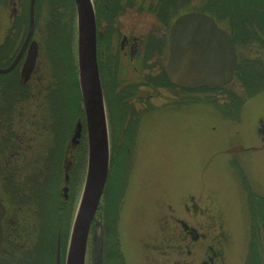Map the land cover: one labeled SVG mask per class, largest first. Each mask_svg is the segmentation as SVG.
<instances>
[{"label": "flooded vegetation", "instance_id": "1", "mask_svg": "<svg viewBox=\"0 0 264 264\" xmlns=\"http://www.w3.org/2000/svg\"><path fill=\"white\" fill-rule=\"evenodd\" d=\"M93 2L106 110H109L108 104L112 102V105L130 112L129 129L134 131L137 146L141 147L145 142V134L159 129L162 125L160 122L182 120L184 90L191 94L199 92L173 84L167 71L172 28L184 15L201 13L210 16L221 30L229 34L237 53L235 79L241 73L264 74V23L252 20L256 18L255 13L232 12L227 3L224 5L225 11L216 13V0ZM23 5L24 0H0V200L5 207L0 264H51V162L54 165L57 158L55 141L51 144L50 139L51 93L47 88L48 92H39V85L36 84L40 63V46L34 38L37 23L31 41L23 50L31 25V0L27 32L24 31ZM34 43L38 47L37 61L29 81L23 84V67ZM10 67L11 70L7 71ZM259 77L256 79V89L260 86L258 82L264 80V75ZM231 84L233 82L222 89L230 88ZM220 89H211L210 92L215 93ZM229 94L228 99L235 103L233 93ZM255 96L259 98H250L244 107L237 101L239 103L236 102L234 109H240V115L244 109V113L250 111L249 101L264 98V88L256 90ZM110 109L109 114L112 112L111 106ZM110 120L112 125L111 115ZM256 135L255 144L246 142V145H240L244 148L242 153L260 154L264 161V117L259 119ZM65 148L64 188L68 187L69 199L71 172L74 171L78 178L87 172L88 148L82 145L81 140L77 146L69 142ZM95 221L91 229H95ZM180 225L184 233L182 241L187 240L185 242H190V246L205 241L210 244L211 250L203 264L223 263L222 254L216 253L213 248L216 243L215 227H207L203 231V224L194 226L182 222ZM159 228L161 226L158 225ZM162 228L165 229V226ZM219 239L222 237H218L217 241ZM245 241L244 264H264V220H251V229ZM62 251L60 262L66 264L67 253L64 256ZM122 254L119 253L123 256L121 264H129L128 258L127 262ZM52 263L56 264V256Z\"/></svg>", "mask_w": 264, "mask_h": 264}, {"label": "rangeland", "instance_id": "2", "mask_svg": "<svg viewBox=\"0 0 264 264\" xmlns=\"http://www.w3.org/2000/svg\"><path fill=\"white\" fill-rule=\"evenodd\" d=\"M29 4L30 0H24L25 32L29 25ZM35 13L34 38L40 46L36 84L39 92H48L47 88L53 97L55 91L50 77V70L55 66L53 56L55 58L57 52L61 53L63 66L68 67L69 57H66L69 56V48L76 47L78 42L77 8L74 0H58L54 5L51 0H37ZM261 75L264 74L241 73L230 88H221L215 93L201 90L191 94L184 90L182 120L160 122L162 125L158 130L145 134L141 147L135 145L134 131L129 129L130 112L109 102L110 111L112 107V112L109 114L107 110L106 114L111 147L106 186L109 192L102 199L105 204H100L104 205L103 212L98 211L95 219H101L105 233L107 258L104 264H121L117 247L122 250L124 259L128 258L129 264H203L211 250L210 244L205 241L190 246V242H185L187 240L182 241V222L194 226L203 224V231L207 227H215L213 248L222 254V264H244L245 239L251 229V220H264V161L260 154L254 152L232 154L229 151L246 145V142L255 144L258 122L264 117V98L249 101L250 111L244 113V109L242 115L241 110L234 107L237 101L244 107L250 98H259L255 96L256 90H263L264 80L258 82L260 86L257 89L255 85ZM229 92L236 98L235 103L228 99ZM53 117L51 114V122H54ZM79 121L82 120L75 122L67 145L71 143ZM82 123L85 126V120ZM86 136L84 127L81 143L88 148ZM50 139L52 144L55 141L52 133ZM55 149L57 151L58 147ZM52 163L50 211L53 212L58 200L64 199L62 189L65 183L59 187L56 185L57 167L54 169ZM61 173L64 181V172ZM85 175L86 172L84 180ZM122 175L125 182L122 183L125 187L123 196L112 191L117 177ZM113 196L114 199L110 198ZM119 202L120 212L113 209ZM117 216L119 220L115 230ZM158 225L161 228L158 229ZM110 228L117 232V237L119 234V244L115 235L106 236V230ZM91 230L86 250L87 264H96L92 240L94 228ZM218 237L222 239L217 241ZM64 252L66 256L67 249ZM50 263L53 264L52 258Z\"/></svg>", "mask_w": 264, "mask_h": 264}, {"label": "water", "instance_id": "3", "mask_svg": "<svg viewBox=\"0 0 264 264\" xmlns=\"http://www.w3.org/2000/svg\"><path fill=\"white\" fill-rule=\"evenodd\" d=\"M31 0V25L24 45L31 41L35 28V5ZM77 8V56L81 96L85 111L88 137V164L84 188L77 206L66 264H87L90 229L97 215L110 171L111 147L109 123L98 64V32L95 7L92 0H75ZM171 55L168 64L170 81L184 89L208 88L215 90L230 84L237 66V53L229 34L219 28L214 18L201 13L184 15L172 28ZM22 54V53H21ZM20 54V56H21ZM38 47L34 43L23 72L26 84L35 67ZM8 69L7 71L11 70ZM4 71V72H7ZM84 125L76 126L72 145L77 146L83 135ZM242 146L229 152H243ZM68 198V187L62 189ZM5 207L0 200V248L3 243V218ZM101 219L94 229V257L96 264L104 259V230ZM61 240L58 239L56 264H61Z\"/></svg>", "mask_w": 264, "mask_h": 264}, {"label": "trees", "instance_id": "4", "mask_svg": "<svg viewBox=\"0 0 264 264\" xmlns=\"http://www.w3.org/2000/svg\"><path fill=\"white\" fill-rule=\"evenodd\" d=\"M58 0H51V3L54 5ZM75 1V0H74ZM226 1V2H225ZM218 2H222L223 4L219 5ZM227 3V6H231L230 10L232 12L236 13H255L256 18H253V21H259L264 23V0H216V13L225 11V6ZM75 30V28H74ZM70 53L69 56L66 57L68 59L69 57V65L68 67H64L63 65V55L57 52L54 58V52H52L53 59H55V66H52L51 69V78H53V87H54V96L51 95V114H53L54 122H51V133L54 140L56 141V147H58V150L56 151V163H54L55 167H57L56 170V179L55 183L59 187L61 183H65V177L63 181V177L61 176L64 172L65 176V166L63 157L65 158L66 154V141L69 140L68 137L73 132V127L75 122L78 120H85V112L83 107V101L81 96V90H80V83H79V77H78V67H77V45L76 47H70L69 48ZM52 58V57H51ZM52 59V60H53ZM242 69L241 67H238V72ZM208 91L207 89H197V91ZM47 107V105L45 106ZM67 165V164H66ZM114 169V168H113ZM108 177V176H107ZM78 178L74 171L71 172V181H72V190L71 195L69 196V199L65 200L63 199L58 200L57 207L53 208V212L51 215V258L52 262L55 260L56 251H57V241L60 238L63 246V253L66 251L69 237H70V230L72 227L73 219L75 216V212L77 209L81 188L83 186V179ZM108 182V180H107ZM123 175L117 177V184H113L112 191L119 192L120 194L124 193L125 187L123 188L122 183ZM125 183V182H124ZM107 186V184H106ZM105 191L103 197L107 195L109 192L108 190ZM109 189V188H108ZM104 191V192H105ZM111 194V193H110ZM114 199L113 197H110ZM59 199V198H58ZM103 199V198H102ZM60 201V202H59ZM103 201V200H102ZM101 201V204H105ZM112 203H110L111 205ZM104 205H100L98 208L99 211L103 212ZM107 206V205H106ZM121 202L115 203V206L113 209H118L117 211L120 212ZM56 209V210H55ZM109 209H112L109 207ZM105 210V208H104ZM112 214V213H111ZM110 214V215H111ZM54 215V218H53ZM110 217V216H109ZM119 217L117 216V221L115 225V230L117 228ZM106 236L113 234L115 235L117 241L116 243L119 244V234L117 237V232L114 233V229L110 228L106 230ZM110 244V243H109ZM119 253L122 254V250L120 247H117ZM117 251V250H116ZM105 252V259L107 258ZM123 255V254H122ZM120 259H123V256ZM123 261L121 260V263Z\"/></svg>", "mask_w": 264, "mask_h": 264}]
</instances>
